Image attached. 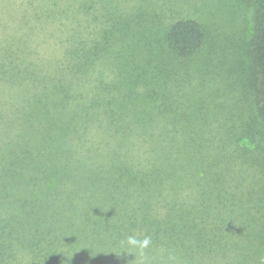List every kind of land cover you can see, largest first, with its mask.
I'll list each match as a JSON object with an SVG mask.
<instances>
[{"label": "trees", "instance_id": "trees-1", "mask_svg": "<svg viewBox=\"0 0 264 264\" xmlns=\"http://www.w3.org/2000/svg\"><path fill=\"white\" fill-rule=\"evenodd\" d=\"M132 1L23 2L26 28L0 48V264H212L252 226L238 134L196 126L166 90V55H195L203 25L148 38ZM250 1L264 126V0Z\"/></svg>", "mask_w": 264, "mask_h": 264}, {"label": "rangeland", "instance_id": "rangeland-1", "mask_svg": "<svg viewBox=\"0 0 264 264\" xmlns=\"http://www.w3.org/2000/svg\"><path fill=\"white\" fill-rule=\"evenodd\" d=\"M23 2L25 0H0V48L9 43V34L25 30L26 26L19 21L24 16ZM123 10L132 13V18L138 12L146 17V26H134L137 32L146 31L148 38L152 33L151 38L154 35L163 37L164 31L181 18H192L203 25L205 40L195 55L180 59L173 56L169 59L166 55L167 62L170 61L166 69L175 71L165 77L166 90L168 95L169 91L174 92V96L180 100L177 101L178 107L194 119L193 124L198 127H229L238 134L240 145L245 148V157L241 151L243 159L237 155L230 172L236 173L246 167L243 176H236L243 187L251 189L245 203L255 208L251 211L255 217L251 219L253 227L248 226L244 236L230 239L227 242L228 251L211 255V263L264 264V126L256 113L253 87L258 79L249 48L253 2L134 0L129 9L123 7ZM11 12L14 13L13 17H10ZM93 23L89 24V31ZM43 27L46 31L36 29L31 33L39 47L46 49L49 47L44 40V37L48 38L45 32L49 33L52 25ZM241 159L244 164H238Z\"/></svg>", "mask_w": 264, "mask_h": 264}, {"label": "clouds", "instance_id": "clouds-1", "mask_svg": "<svg viewBox=\"0 0 264 264\" xmlns=\"http://www.w3.org/2000/svg\"><path fill=\"white\" fill-rule=\"evenodd\" d=\"M128 243L131 247H134V248L135 247L146 248L148 246L149 241L145 239L142 242H138L135 239L130 238Z\"/></svg>", "mask_w": 264, "mask_h": 264}]
</instances>
